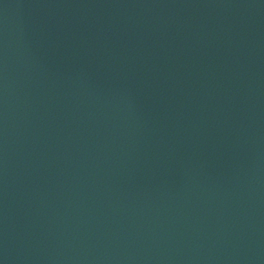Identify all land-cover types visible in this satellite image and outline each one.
Wrapping results in <instances>:
<instances>
[{
    "label": "water",
    "instance_id": "water-1",
    "mask_svg": "<svg viewBox=\"0 0 264 264\" xmlns=\"http://www.w3.org/2000/svg\"><path fill=\"white\" fill-rule=\"evenodd\" d=\"M0 264H264V0H0Z\"/></svg>",
    "mask_w": 264,
    "mask_h": 264
}]
</instances>
